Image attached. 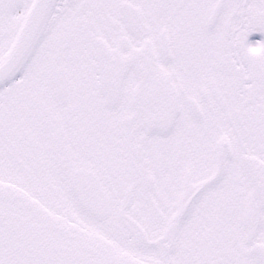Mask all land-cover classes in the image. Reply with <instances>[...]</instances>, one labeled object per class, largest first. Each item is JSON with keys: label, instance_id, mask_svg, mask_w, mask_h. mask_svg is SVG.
Instances as JSON below:
<instances>
[{"label": "snow or ice", "instance_id": "obj_1", "mask_svg": "<svg viewBox=\"0 0 264 264\" xmlns=\"http://www.w3.org/2000/svg\"><path fill=\"white\" fill-rule=\"evenodd\" d=\"M0 264H264V0H0Z\"/></svg>", "mask_w": 264, "mask_h": 264}]
</instances>
